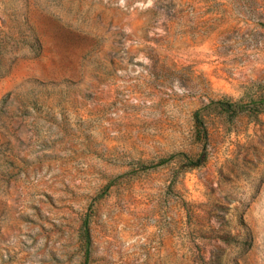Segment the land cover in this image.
Wrapping results in <instances>:
<instances>
[{
	"label": "rangeland",
	"instance_id": "obj_1",
	"mask_svg": "<svg viewBox=\"0 0 264 264\" xmlns=\"http://www.w3.org/2000/svg\"><path fill=\"white\" fill-rule=\"evenodd\" d=\"M0 264H264V0H0Z\"/></svg>",
	"mask_w": 264,
	"mask_h": 264
}]
</instances>
